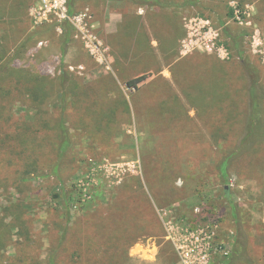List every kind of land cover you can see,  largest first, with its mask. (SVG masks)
Returning a JSON list of instances; mask_svg holds the SVG:
<instances>
[{"label":"rangeland","instance_id":"obj_1","mask_svg":"<svg viewBox=\"0 0 264 264\" xmlns=\"http://www.w3.org/2000/svg\"><path fill=\"white\" fill-rule=\"evenodd\" d=\"M40 8L0 0V74L50 88L2 85L0 264H264V0Z\"/></svg>","mask_w":264,"mask_h":264},{"label":"trees","instance_id":"obj_2","mask_svg":"<svg viewBox=\"0 0 264 264\" xmlns=\"http://www.w3.org/2000/svg\"><path fill=\"white\" fill-rule=\"evenodd\" d=\"M135 1H138L140 3H145V2L148 3V1H150V0H135ZM75 2H76V0H69V9H70V14L71 15L75 14V9H74ZM231 12H232L231 17H232L234 12L233 11H231ZM70 26L71 25L67 23L68 29H70ZM68 37H70L69 34H68ZM68 40H69V38H68ZM146 44H147L148 47H151L150 41L146 40ZM8 53H7V50H5V48H3L2 45L0 44V61H1V59H3L2 61L7 60ZM241 55H242V53H241ZM10 62L11 61H9V63H5L6 64L5 67L9 68ZM244 63H245L247 74H248V76L250 78V81H251L249 89H248L249 90L248 93H249V96L252 99L253 105H256L257 100L259 99L258 97L256 98V96H257L256 83L258 81L257 72L248 63H246V60L244 61ZM9 70L10 71H9L8 75L5 76V77L0 74V77H1L0 78V94L1 93L5 94V92H4L5 89L2 88V85H3V82H4V78H5V81H6L7 78H9L12 81V83L15 82L18 85H20L21 83L24 82L23 85L25 87H27L28 92H29V87H31V89H32V92H31L32 93V97H33V99L36 102H40V106H42V108L40 109V112L43 113L44 112L43 106H44V103H45L44 100L48 96V92L50 91V88H49V85H48L49 82L44 77L36 76L33 73H31L30 71L21 70V69L20 70H18V69L17 70L16 69H9ZM150 78H152L151 74H148V73L142 74V75H140L138 77H135V78L131 79L128 82V86H129V88L139 90V89H141V86L144 85V83H146ZM125 105L127 106L126 102H125ZM128 109H130V108L127 107V110ZM62 129H63L62 130V134L63 135H60L61 143H60L59 151L61 153H65L68 150L70 144H69V139H68V132L64 128L63 125H62ZM8 139L9 138L2 139L0 137V152L6 151V153H8V152L11 151L12 145L7 144ZM15 154H18V152L15 151ZM19 155L24 157L23 154L21 155L19 153ZM22 157H19V158H22ZM229 159L230 158L226 159V161H224L221 164L222 174L224 175V177H227V174H228L227 170H228V167H229ZM21 160L25 161L24 158H22ZM10 161H11V164L16 162L15 160H10ZM34 163H36V162H34ZM25 166H26V168H29V164H26ZM0 179H1V177H0ZM5 181H6V179H5ZM225 194H226L227 198L230 199V195H231L230 194V190L226 189L225 190ZM5 225L6 224H4L3 221L0 219V245L4 244L6 242V240H7V232L5 231ZM108 245H110V244H108ZM122 245H123V243H122ZM110 249H111V246H110ZM1 264H3V263H1Z\"/></svg>","mask_w":264,"mask_h":264},{"label":"built area","instance_id":"obj_3","mask_svg":"<svg viewBox=\"0 0 264 264\" xmlns=\"http://www.w3.org/2000/svg\"><path fill=\"white\" fill-rule=\"evenodd\" d=\"M39 2L41 5L40 15H44L45 19H48L50 16L69 19L67 0H39Z\"/></svg>","mask_w":264,"mask_h":264}]
</instances>
